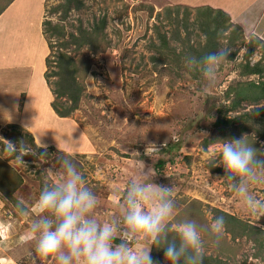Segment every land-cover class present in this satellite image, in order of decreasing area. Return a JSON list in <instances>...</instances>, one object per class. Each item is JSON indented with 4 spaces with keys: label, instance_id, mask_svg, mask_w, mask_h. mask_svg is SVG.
I'll list each match as a JSON object with an SVG mask.
<instances>
[{
    "label": "rangeland",
    "instance_id": "obj_1",
    "mask_svg": "<svg viewBox=\"0 0 264 264\" xmlns=\"http://www.w3.org/2000/svg\"><path fill=\"white\" fill-rule=\"evenodd\" d=\"M14 1L0 0V11ZM78 1L67 9V0H20L16 23L7 29L0 22L5 36L0 50L10 56L3 61L31 56L36 36L28 25L30 18L36 22L47 48L43 76L51 93V114H42L43 102L33 96L23 112L26 91L19 78L26 69L5 72L12 77L11 88L19 86L11 93L0 83V137L14 143L19 137L31 151L22 157L24 165L0 151V264H48L35 252L30 227L41 215L42 188L62 178L61 155L72 159L96 193L95 218L113 222L115 243L125 227L120 209L127 186L149 171L155 184L175 189L171 223L192 219L200 226L203 264H264V217H248L238 190L223 181L227 173L219 158L212 161L218 140L244 137L264 159V119L254 115L264 108V41L224 11L228 19H215L216 9L206 6L172 0ZM70 34L80 38L73 43ZM10 42L15 50L8 49ZM218 48L231 53L209 86L206 65H189L185 59L199 60ZM60 53L81 86L78 106L66 116L52 105L58 110L71 105L67 96L58 95L59 75L51 73L59 69ZM255 65L261 73L250 72ZM10 114L19 121L11 122ZM20 132L31 135L33 144ZM249 194L264 199V183L250 186ZM15 201L27 211L21 214ZM216 216L225 218L218 239L208 232ZM169 238L178 234L171 231ZM148 243L141 239L130 246ZM150 254L156 264H169L164 248L152 246Z\"/></svg>",
    "mask_w": 264,
    "mask_h": 264
},
{
    "label": "clouds",
    "instance_id": "obj_2",
    "mask_svg": "<svg viewBox=\"0 0 264 264\" xmlns=\"http://www.w3.org/2000/svg\"><path fill=\"white\" fill-rule=\"evenodd\" d=\"M230 53L228 48H218L199 60L186 58L185 63L206 65L204 78L211 86ZM0 151L7 152L22 165V157L31 153L27 145L3 137H0ZM259 156V151L245 137L218 140L212 155L213 162L219 158L224 166L227 175L223 181L238 190L249 218L264 217V199L249 194L250 186L264 183V159ZM59 165L62 178L42 188L38 199L41 215L30 227L36 238L35 252L48 264H156L150 254L152 246L165 249L169 264H203L205 244L198 223L192 219L171 223L176 210L172 186L155 184L149 171L131 180L120 209L125 227L120 229V242L115 243L117 229L113 222L100 223L95 218L97 196L81 170L64 155ZM18 208L21 214L27 211L23 202H18ZM171 231L178 234V239L169 238ZM224 231L225 218L214 217L208 232L218 239ZM141 239L150 243L135 249L130 246L131 242Z\"/></svg>",
    "mask_w": 264,
    "mask_h": 264
},
{
    "label": "crops",
    "instance_id": "obj_3",
    "mask_svg": "<svg viewBox=\"0 0 264 264\" xmlns=\"http://www.w3.org/2000/svg\"><path fill=\"white\" fill-rule=\"evenodd\" d=\"M18 1L20 0H15L0 14V22H2L3 24L5 23V28L7 27V29L14 25V23H16L17 18L21 13L16 9L18 6L16 5V2ZM172 2L177 4L200 7L206 6L213 9H220L227 13L229 17H231L237 24H241L244 29L255 33L256 36L264 41V0H172ZM29 22V29H31L32 34L36 36L35 44L32 46V49H30L31 56H29L28 59H26V57L25 59H16L19 56L15 57V55L14 60L11 59V61H3L10 56L5 55V53L0 50V83H3L2 89H10L8 91L9 93H11L14 89H18L17 87L19 86L17 85L14 86L15 88H11L13 86L9 85L10 82H8V80L12 79V77L9 78V75H7L5 72H7V70L9 71L12 68H14L16 71L26 69V73H24L25 76H20L19 78L20 82H22V88H24V90L26 91L23 104L24 110L22 111L26 112L29 102L31 103L30 99L33 96L34 98H37V100H42L43 103L39 104L40 106L44 107L42 114H49V112L51 114L48 104L49 99L51 98V93L46 86L45 78L43 76L45 67L43 55H45L47 48L41 32H39V29L37 28L36 22L31 18ZM2 33L4 34V32L0 31V38L5 37ZM11 39L13 38L11 37ZM13 43L14 42H10V47L8 46V49H14L11 48ZM13 53L16 54V52ZM44 92L47 93V99L44 96ZM10 99L9 101H11ZM46 103L47 108L45 107ZM6 117L9 118L10 116L8 115ZM10 118H12L11 122L19 121V118L18 116L16 118V115H13Z\"/></svg>",
    "mask_w": 264,
    "mask_h": 264
},
{
    "label": "trees",
    "instance_id": "obj_4",
    "mask_svg": "<svg viewBox=\"0 0 264 264\" xmlns=\"http://www.w3.org/2000/svg\"><path fill=\"white\" fill-rule=\"evenodd\" d=\"M72 1H75L76 3H79L80 1H78V0H67V2H66V8L68 9V7H69V4L72 2ZM4 9V8H3ZM3 10H1L0 11V13L2 12ZM216 11H217V15H216V17H215V19H219V18H221L222 20H226V19H228L229 17H228V15L227 14H225L222 10H220V9H216ZM220 25H222V23H218L217 24V26H216V28L217 27H219ZM81 33H82V31H81ZM73 38V40H72V42L74 43V42H77L78 41V39L80 38V36L78 37V36H75V35H73V34H70ZM84 36V35H83ZM82 36V41H84V37L86 36H84L83 37ZM88 44H90L91 43V40H88V41H86ZM93 44V41H92V43L90 44L91 45V47L92 48H94V46L92 45ZM61 55H64V54H62V53H60V55H59V65H58V67H59V69L57 70V71H52L51 73L53 74V75H59V79H58V81H56L55 82V85L57 86V88H58V91H57V93H58V95H65V96H67L68 98H69V100H70V102H71V105L67 108V109H65V110H58L57 109V106H56V104L54 103V102H52V105L54 106V108L59 112V113H61V116H66L69 112H70V110H72V109H75L76 108V106H78V101H79V96H80V93H81V86L80 85H78V84H76V82H75V77H74V75H73V73H74V71H73V69H70L69 67H68V64H65V62L64 63H62L64 60V57L63 56H61ZM63 57V58H62ZM61 61V62H60ZM250 70V72L251 73H261L262 72V70H260V68H259V66H252L251 67V69H249ZM46 72V71H45ZM261 91H262V96H264V82H262L261 83ZM254 115H259V116H261V115H263V119H264V108L263 107H259V108H257V110L256 111H254ZM13 128H18L19 127V125H17V124H12L11 125ZM16 130H18V129H16ZM264 135V134H263ZM20 137L21 138H27L28 139V141H29V143H32V141H33V138H32V136L31 135H28V134H26V133H21L20 132ZM13 139V138H12ZM16 140H17V142H21L22 143V141L20 140L19 141V137L18 138H16ZM24 144V143H23ZM33 144V143H32ZM33 147H34V145H33ZM11 194H8V197L10 196ZM15 206H18V202L17 201H15ZM227 216L230 218V219H235L234 217H233V215H230V214H227ZM117 241V240H116ZM153 248H154V246H153Z\"/></svg>",
    "mask_w": 264,
    "mask_h": 264
}]
</instances>
